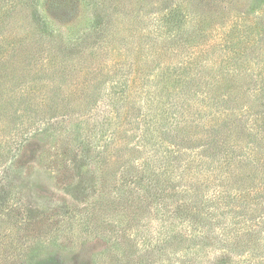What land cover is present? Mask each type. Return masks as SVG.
Here are the masks:
<instances>
[{
    "label": "trees",
    "instance_id": "1",
    "mask_svg": "<svg viewBox=\"0 0 264 264\" xmlns=\"http://www.w3.org/2000/svg\"><path fill=\"white\" fill-rule=\"evenodd\" d=\"M216 1L163 0L158 35L145 31L138 45L126 40L129 64L83 70L80 83L73 72L84 69L85 52L97 54L113 25L110 2L79 0L105 12L91 25V43L79 22L52 26L56 20L40 10L43 0H0V216L21 223L25 209L30 217V205H10L25 168L19 157L35 155L29 149L54 120L70 115L82 123L81 116L113 112L122 120L103 147L125 122L134 140L128 150L147 154V168L134 164L132 183L148 180L162 215L142 248L136 237L125 240L124 264H264V7L258 2L249 18L236 0L222 10ZM72 81L81 92H66ZM96 125L85 122L89 142L111 130ZM84 166L68 173L87 197L95 177ZM136 202L133 214L148 210ZM24 224L31 226L28 216Z\"/></svg>",
    "mask_w": 264,
    "mask_h": 264
},
{
    "label": "rangeland",
    "instance_id": "2",
    "mask_svg": "<svg viewBox=\"0 0 264 264\" xmlns=\"http://www.w3.org/2000/svg\"><path fill=\"white\" fill-rule=\"evenodd\" d=\"M182 1L185 0H180ZM231 1L233 0L221 3V0H217L216 4H221L219 8L222 10ZM236 1L240 7L247 8L249 18L257 16L256 7H264V0ZM162 2L163 0H106V4L110 5L109 11L114 13L113 25L109 32L103 34L106 36L102 40L104 45L98 48L96 55L86 50L82 57L84 69L81 70L80 67L73 72L76 81L81 83L85 74L83 70L98 71L110 61L114 64L118 60H124L129 64L130 58L127 55L132 52L129 53L126 49L125 41L138 45L140 38L143 41L145 31L149 30H156L155 35H158V16ZM42 4V13L46 10L47 15L56 20L52 26L59 27L56 22L60 26L70 21L79 22L80 29L90 34L91 43L96 38L91 25L99 16L103 19L104 11L93 7L85 8L79 0H43ZM114 8L119 12H115ZM61 28L65 30L64 27ZM119 47L120 51L117 50ZM138 53L136 50L134 54L138 57ZM56 55L58 59L63 58V54ZM73 62H77L76 59ZM119 68L120 66L116 71ZM50 84L54 85L53 82ZM64 87L66 92H71L74 88L82 91V86L73 84V81ZM100 101L99 106H109L108 102ZM75 102L79 105L83 101L79 99ZM80 119L84 122L71 121L70 115L54 120L51 131L35 139L29 149L35 155H20L19 159L23 160L25 168L21 177L17 178L18 190L13 195L14 203L11 202L10 205H30L31 213L29 217L27 211L22 209L25 213L21 216V223L5 219L4 215L0 216V241L6 247L9 245V248L4 245L0 248V264H38L39 260L43 261L40 264H124L127 260L123 259L122 249L125 248V240L136 237L138 246L142 248L143 238L156 234L159 230L162 215L154 200L156 196L150 192L148 180L145 178L140 187L132 183L136 179L130 176L132 172L136 174L134 164H140L141 170L143 166L147 168L144 162L147 154L141 156L137 151L128 150L126 146L134 144V140L123 131L125 122L118 126L112 144L103 147L106 142L102 138L109 140V136H113L112 127L119 125L122 119L117 118L113 112H108L107 116L101 113L99 117L88 116L84 119L81 116ZM85 122L97 123L96 130L106 126L111 130L106 135L99 132L93 137L96 142H89L91 131L84 129ZM80 142L86 145H81L82 148ZM95 146L100 152H105L97 155ZM70 151L78 156L76 161H71ZM85 156L88 157L85 159ZM83 165L84 170H89L95 177V189L87 197L79 196L74 183L71 182L73 187L70 185L68 173L80 170ZM69 168L74 169L68 170ZM131 202L139 203L140 206L146 204L149 206L148 210L141 209L133 214ZM27 216L31 226L25 227Z\"/></svg>",
    "mask_w": 264,
    "mask_h": 264
}]
</instances>
